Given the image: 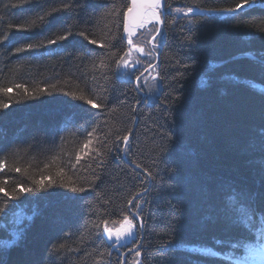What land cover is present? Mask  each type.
Masks as SVG:
<instances>
[{"label": "trees", "instance_id": "trees-1", "mask_svg": "<svg viewBox=\"0 0 264 264\" xmlns=\"http://www.w3.org/2000/svg\"><path fill=\"white\" fill-rule=\"evenodd\" d=\"M165 2L203 11L163 26L159 60L138 82L146 95L142 99L134 79L154 63L159 46L135 69L124 70L131 76L117 79L116 61L128 48L123 28L128 0H0V89L11 90L0 91V101L10 105L0 108V187L11 191L17 184L35 188L33 180L52 182L12 201L22 207L0 219L3 264H122V253L131 247L141 255L129 252L126 264H234L246 255L243 248L233 254L227 245L216 246V240L238 235L217 211L222 186L257 200L264 193L259 163L264 160V94H257L264 92V68L248 58L235 59L242 51L261 59L264 9L221 11L240 0ZM62 4L69 7L47 16L40 27H18ZM150 29L154 24L139 37L148 40ZM69 30L73 35L55 45L15 51ZM80 31L98 43L88 44ZM125 135L130 143L124 149ZM72 184L86 190L73 193L61 186ZM0 198L7 199L2 192ZM129 209L143 227L133 219L135 242L112 247L103 238L104 222L115 229L124 215L133 218ZM61 243L63 249L50 251Z\"/></svg>", "mask_w": 264, "mask_h": 264}, {"label": "snow or ice", "instance_id": "snow-or-ice-1", "mask_svg": "<svg viewBox=\"0 0 264 264\" xmlns=\"http://www.w3.org/2000/svg\"><path fill=\"white\" fill-rule=\"evenodd\" d=\"M253 6L259 7L264 9V0H240L239 3H236L234 7L225 8L221 11L228 12V13H236L241 12L247 7L251 9ZM69 7L68 4H62L61 8H51L49 11L44 12L43 14H37V16L31 21V23L21 24L18 27L24 30H29L33 27H40L42 24L47 23L46 17L50 16L53 12L61 11L62 9H67ZM166 8L169 11L162 12L161 9ZM116 12L119 11V8L115 9ZM202 12V9L198 7H187L186 9L183 8H172L171 4L165 2L163 5L161 0H132L131 4L127 7V10L124 12V32L127 33V44L128 48L124 52L123 55L120 56V59L116 61L117 64V79H120L123 75L131 76V72H126L124 70L133 68L135 69L137 65H139L140 61L137 60L135 64L130 63L131 57L133 52L139 53L142 56L151 57L153 50L157 47L158 37L163 35V26L167 23L168 25H172L175 23L178 17L187 18L190 14H195V12ZM216 11V10H212ZM171 15V20H167L166 17ZM163 17V18H162ZM40 22V24L37 23ZM189 24L194 23L193 20L188 21ZM149 23L154 24V30L150 29L151 38L147 40V44L151 45V48L146 49L143 45L134 42L133 37L136 35L137 29L145 28ZM11 27V25L9 26ZM264 31V29H261ZM73 35L71 30L67 31L64 35H57L55 39H47L46 44L43 41H38L35 43H27L25 47H17L15 51L17 53L24 52L29 49H35L47 45H55L59 41H65L68 39L69 36ZM79 35L84 37L85 40L88 41L90 45H96L98 42L95 39H89V36L86 31H80ZM7 36V33L4 34ZM189 39H191L189 37ZM100 47H110V45L100 44ZM112 55H116V53H112ZM261 59L257 60V56L252 51H242L239 53L235 59H243L248 58L252 61H256L264 68V53H261ZM127 57V59L125 58ZM185 67H189L185 65ZM148 68H152V64L149 63ZM123 69V70H122ZM148 69H145L147 71ZM143 73L140 76L136 77L137 82L140 81ZM155 79V77H153ZM237 83H243L239 77L234 78ZM126 82V81H122ZM203 83V81H202ZM255 84V82H252ZM17 88L23 87L20 84L16 85ZM137 87H139V83H137ZM261 89H264V85H260ZM256 90L255 88L253 89ZM5 93L11 91L10 89H0ZM41 92L45 91L44 89H40ZM26 95H34L32 93H28L27 89H25ZM257 94H264V92H259ZM72 96L80 99L86 100V102L91 105L92 108L98 107L96 103L93 102L91 99H87L83 95L77 96L76 93H71ZM9 103H4L0 101V108L7 109L9 108ZM91 135V133H89ZM120 139V137H117ZM123 140L125 145L127 146V142L129 140V136H123ZM90 143V142H89ZM88 145H85L87 148ZM264 147V145H262ZM80 157L77 156V161H79ZM261 171L264 172V160L260 162ZM99 166V165H98ZM139 164H136V168H140ZM4 168V163L0 161V171ZM16 172H20V168L15 169ZM149 179H154L152 173H147ZM5 184L8 183L7 180L4 181ZM32 183L35 185L33 187H25L20 184H17L11 191L5 190L3 187H0V192L3 193V197L7 199L4 200L0 198V219L8 217L9 212L16 208L17 211L22 207V205H13L12 201H18L24 196L25 193H35L38 191L46 190L47 187L52 186V182L49 181L48 185L46 186L41 180H33ZM62 187H68L73 193H82L86 189L84 187H77L75 184L72 185H61ZM149 189L145 187L144 192H148ZM220 191L223 193L222 197V206L217 211V218L224 220L229 228L235 229L238 231V235L234 239H230L228 241L223 240H216L215 244L217 247H223L227 245V249L234 251L243 248L246 255L243 257H237L234 264H247L249 260L252 259H259L264 261V193L260 194L259 199L253 197L249 193L238 191L235 188H230L229 186H222ZM140 193H137L139 196ZM129 205L133 202L131 200L128 201ZM140 204H136V208H140ZM16 213H13L15 215ZM132 219L129 218L128 215H124L123 217V224H126L127 227L122 231H116L115 233L107 227V221H105V228L104 232L107 234L108 241L112 247L120 248L125 247L128 243H133L134 241V228L135 225L133 224V219H141L137 213H132ZM4 225L0 224V228H3ZM140 227H143V222L141 221ZM113 236L115 239L113 241ZM254 241V242H253ZM5 244H10L11 240H3ZM172 248L179 247V245H171L170 241L165 242ZM65 245L63 243L59 245H53L52 249L50 250L52 253L58 252L59 249H63ZM164 245H161L163 248ZM203 251L207 252L209 249L205 247ZM136 257H139L141 253L139 251L135 252ZM219 256L218 252H213L212 257ZM210 257V258H212ZM227 258L231 259L232 255L230 254ZM0 264H3V261L0 260Z\"/></svg>", "mask_w": 264, "mask_h": 264}, {"label": "rangeland", "instance_id": "rangeland-1", "mask_svg": "<svg viewBox=\"0 0 264 264\" xmlns=\"http://www.w3.org/2000/svg\"><path fill=\"white\" fill-rule=\"evenodd\" d=\"M149 27V26H148ZM147 26L145 27V28H143V29H138L137 31H136V35L133 37V40H134V42H136V43H138V44H141V45H143L146 49H148L149 47H147V39H144V37L142 36L141 38L139 37V35H138V33L140 32V31H142V30H145L146 28H148ZM151 38V36L149 37V39ZM148 39V40H149ZM127 40V39H126ZM158 45V44H157ZM151 46V45H150ZM143 57H145V56H142V55H140L139 53H136V52H133V54H132V57H131V61H130V63H132V64H135L136 63V61L137 60H139L140 62H141V58H143ZM126 59H127V57H125ZM153 64V63H152ZM148 67V66H147ZM146 67V68H147ZM146 68H144V69H146ZM152 68H153V66H152ZM152 68L149 70V71H147L146 73H144L143 74V76H147V74L152 70ZM143 69V70H144ZM142 70V71H143ZM141 71V72H142ZM140 72V73H141ZM139 73V74H140ZM138 74V75H139ZM137 75V76H138ZM142 76V77H143ZM141 77V78H142ZM185 246H187V248H189V249H196V250H202L203 251V249L206 247V246H198V245H194V244H184ZM130 249H127L126 250V254H125V257H127V254L129 253L128 251H129ZM125 252V251H124ZM123 252V253H124ZM122 256H123V254H122ZM248 262H250V263H253V264H264V261H262V260H259V259H252V260H249Z\"/></svg>", "mask_w": 264, "mask_h": 264}, {"label": "water", "instance_id": "water-1", "mask_svg": "<svg viewBox=\"0 0 264 264\" xmlns=\"http://www.w3.org/2000/svg\"><path fill=\"white\" fill-rule=\"evenodd\" d=\"M129 1V3H128V6L131 4V2H132V0H128ZM161 3H162V5H163V0H161ZM127 10V9H126ZM125 10V11H126ZM150 24H152V23H149L148 25H150ZM147 25V26H148ZM138 30V29H137ZM136 30V31H137ZM160 48H161V45H159V49H158V52L156 53V59H155V61H154V63L152 64V66H154L157 62H158V60H159V52H160ZM146 69H148L147 71H149L151 68H146ZM147 71H145V69L141 72V73H146ZM141 73L138 75V76H140L141 75ZM137 80L135 79V81H134V84H135V87H136V89L138 90V91H140L141 93H142V96L143 97H145V93L142 91V90H140V88L139 87H137ZM136 167V166H135ZM136 197H137V195H136ZM129 211H130V213L132 214V213H136L135 211H133L132 209H129ZM138 221V223H139V227H140V224H141V221H140V219L139 220H137ZM127 227V225L126 224H123L122 223V225L121 226H119L117 229H115V230H112L114 233L116 232V231H122L123 229H125ZM141 228V227H140ZM111 230V229H110ZM103 237H104V239L106 240V241H108V237H107V234L105 233V232H103ZM114 239H115V236H113V241H114ZM109 242V241H108ZM135 249H132L131 251H134ZM130 250L128 251V252H131ZM125 254H126V252H124L123 253V256H122V264H126V257H125ZM138 264H140V263H138Z\"/></svg>", "mask_w": 264, "mask_h": 264}, {"label": "bare ground", "instance_id": "bare-ground-1", "mask_svg": "<svg viewBox=\"0 0 264 264\" xmlns=\"http://www.w3.org/2000/svg\"><path fill=\"white\" fill-rule=\"evenodd\" d=\"M129 2V1H128ZM136 79V78H135ZM135 79H134V81H135ZM146 96V95H145ZM145 97H143L142 96V99H144ZM129 136V140H128V142H127V145H128V143H130V135H128ZM125 147H126V145H125V142H124V140H123V148L125 149ZM124 159H126V157H125V155H124ZM132 164V166L135 168V169H137V170H140V168H136L135 166V164H133V163H131ZM140 221H142L141 219H140ZM142 229V228H141ZM104 238V237H103ZM105 240V239H104ZM106 241V240H105ZM108 242V241H107ZM137 248L138 247H131V248H129L130 249V251L132 250V249H135L134 251H131V253H134V252H136V250H137ZM125 252H126V250H125ZM123 254V253H122Z\"/></svg>", "mask_w": 264, "mask_h": 264}]
</instances>
